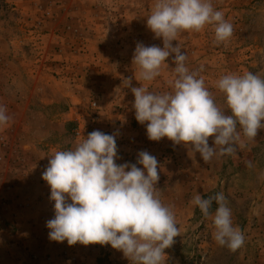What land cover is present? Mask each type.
Segmentation results:
<instances>
[{
  "label": "rangeland",
  "instance_id": "374dc122",
  "mask_svg": "<svg viewBox=\"0 0 264 264\" xmlns=\"http://www.w3.org/2000/svg\"><path fill=\"white\" fill-rule=\"evenodd\" d=\"M154 2L0 0V105L11 117L0 126V264H132L111 245L69 246L49 239L46 222L54 218V202L42 173L55 151L74 148L95 130L115 135L118 165L135 164L140 151L156 157V187L180 229L165 249V264H264V223L254 221L264 215V128L234 155L205 163L166 137L149 140L146 124L135 119L131 87L162 93L174 79L175 54L151 82L139 79L133 63L137 43L163 48L146 24ZM211 2L233 25L232 37L217 45L208 25L182 32L173 46L186 53L190 70L203 65L205 86L230 115L215 83L228 73L264 77V0ZM197 193L205 199L224 195L233 226L245 237L237 251L215 241L211 216L191 203ZM217 207L213 201V215ZM29 221L40 226L45 244Z\"/></svg>",
  "mask_w": 264,
  "mask_h": 264
},
{
  "label": "clouds",
  "instance_id": "9594fccd",
  "mask_svg": "<svg viewBox=\"0 0 264 264\" xmlns=\"http://www.w3.org/2000/svg\"><path fill=\"white\" fill-rule=\"evenodd\" d=\"M147 27L163 48L137 43L133 63L139 79L151 82L161 74L166 59L174 55V79L170 91L156 93L145 86L131 87L135 119L146 124L151 141L167 138L199 153L205 163L213 157L234 155L246 141H254L264 128V77L252 72L228 73L215 83L223 94L226 109L218 106L205 86L199 69L186 66L187 55L173 41L182 32H199L211 25L214 43L227 42L233 25L211 0H155ZM131 86V78L127 79ZM11 117L0 105V126ZM209 137L213 145L209 146ZM119 159L115 135L99 130L83 136L75 147L55 151L48 160L42 179L50 187L54 218L46 222L49 239L67 241L69 246L111 245L132 264H165V249L180 236L172 207L165 205L159 189L158 161L147 151L138 153L135 164H117ZM137 164L143 167H137ZM251 167V162H249ZM218 193L207 199L197 193L191 203L205 217L211 216L213 238L235 252L244 245L243 232L233 226L231 209ZM213 201L218 207L210 212Z\"/></svg>",
  "mask_w": 264,
  "mask_h": 264
},
{
  "label": "crops",
  "instance_id": "0c3cea01",
  "mask_svg": "<svg viewBox=\"0 0 264 264\" xmlns=\"http://www.w3.org/2000/svg\"><path fill=\"white\" fill-rule=\"evenodd\" d=\"M207 187H211V185H208ZM207 191H209V190H207ZM206 191V192H207ZM262 194H264V191H262ZM255 210V209H254ZM254 216H251V218H253ZM254 221H256L257 222V224L258 225H262V223H264V215H261L260 213L257 215V217L255 218L254 217ZM261 222V223H260ZM32 225H31V224ZM26 225L30 228V230H31V232H36V235L38 236V238L39 239H41V238H44V237H42V236H39L40 235V233H41V230H39L37 227H40V226H38V225H36V222L35 221H29V223H26ZM36 228L38 229V231L36 230ZM34 241H36V239L34 240ZM45 241H47L46 240V238H44L43 240H42V242L45 244ZM51 242H53L52 240H51ZM26 243H29V240L27 241V240H25V244ZM34 243V242H33ZM43 243H41V244H43ZM30 244V243H29ZM261 253H262V251H261Z\"/></svg>",
  "mask_w": 264,
  "mask_h": 264
}]
</instances>
